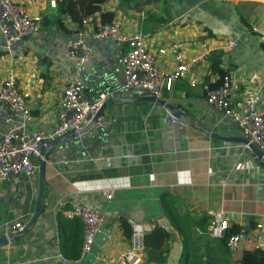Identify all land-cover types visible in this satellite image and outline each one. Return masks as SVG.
<instances>
[{"label":"crops","instance_id":"0c3cea01","mask_svg":"<svg viewBox=\"0 0 264 264\" xmlns=\"http://www.w3.org/2000/svg\"><path fill=\"white\" fill-rule=\"evenodd\" d=\"M13 1L24 7L38 30L12 52L0 53V87L7 74L13 73L31 116L19 131L48 134L56 124L61 93L73 72L63 57L67 36L57 19L71 35L90 33L93 25L86 23L78 30L67 14L58 13L59 0L54 8L51 0ZM240 2L264 6V0H103L94 14L96 20L108 13L124 34L145 33L146 50L160 69L171 72L175 68L174 43L196 62L185 78L162 91L160 100L165 104L137 100L129 92L122 95V102L106 106L100 113L104 119L101 133H95L86 157L67 162L62 151L46 148L41 211L31 228L38 171L29 177L10 175L0 180V237L13 223L26 225L11 243L0 246V264H60L64 251L73 254L76 248L68 241L77 238L81 244L83 227L62 212L76 202L103 215L92 250L83 258L85 264H111L129 249L130 237L124 235L122 222L131 229L140 225L145 234L167 227L170 239L164 264H238L244 251L264 250V156L259 161L244 148L235 122L205 101V89L221 84L219 74L210 67V57L221 51L233 109L242 110L258 93V108L264 113V49L259 45L264 19L261 16L258 25L251 23L252 7H247L254 33L249 32L233 9ZM204 46L209 51L206 56L202 55ZM90 47L92 58L83 66L84 73L92 75L96 56L115 59L112 75L122 84L120 48L106 47L99 39L90 41ZM86 89L94 98L92 89ZM174 113H180L178 132L161 123ZM6 118L7 111L0 106V142L12 127ZM34 162L38 169L39 160ZM109 188L113 197L107 200L102 191ZM217 213L227 219L225 233L236 227L242 235L235 250L226 246L228 254L221 245L223 239L209 236ZM144 254L143 264L145 248Z\"/></svg>","mask_w":264,"mask_h":264},{"label":"built area","instance_id":"2783aa9c","mask_svg":"<svg viewBox=\"0 0 264 264\" xmlns=\"http://www.w3.org/2000/svg\"><path fill=\"white\" fill-rule=\"evenodd\" d=\"M140 1V0H135ZM54 8L55 0L49 1ZM92 24L90 33L86 31L70 35L64 42L63 57L70 63L73 72L70 80L62 90L56 112V124L48 134L42 132L24 133L19 128L31 121L30 111L23 95L16 87L13 73L7 74L0 87V106L7 111V122L11 128L7 129L0 142V180L10 175L29 177L37 170L34 161L43 158L47 148L45 141H53L70 133H87L102 127L104 119L99 114L104 96L98 100L91 96L89 90L80 81L79 68L86 65L92 58L90 41L106 38L115 42L120 48V62L122 66V84L126 90L135 91L137 96L161 98L162 91H169L173 83L185 78L191 66L196 62L188 58L185 51L177 43L172 44L171 53L175 61V68L171 72L160 69L155 58L145 47L147 35L142 32L124 34L118 25L102 23L93 15L83 21ZM38 30L37 23L26 12L24 7L13 0H0V35L4 39L6 48L11 44L22 41ZM231 47L233 43H229ZM209 51L204 46L202 55ZM194 82L191 81V85ZM206 104L222 116L231 118L247 139L243 144L248 148L251 144L264 156V113L258 108V93L253 95L245 107L238 111L233 109L231 102V85L227 78L214 89H205ZM16 123V124H14ZM161 123L173 132H178L180 121L172 114L161 119ZM17 125V126H16ZM107 200L113 197V189L102 191ZM69 220H78L83 227V242L80 256L73 262L60 256V264H85L83 258L89 254L94 245L95 237L100 231L103 215L96 209L73 203L70 208L62 212ZM25 224L16 222L8 226L3 235L7 240L25 230ZM228 222L222 213H217L213 223L209 226V236L212 239H223ZM145 230L140 225L131 229L130 247L119 255L111 264H143L144 262ZM242 235L231 236L227 241V248L235 250ZM108 264V263H105Z\"/></svg>","mask_w":264,"mask_h":264},{"label":"water","instance_id":"95a60500","mask_svg":"<svg viewBox=\"0 0 264 264\" xmlns=\"http://www.w3.org/2000/svg\"><path fill=\"white\" fill-rule=\"evenodd\" d=\"M99 41L100 43H104L106 47H108L110 44L117 45L115 42L106 38H101L99 39ZM20 43L21 41L15 42L11 44V46L6 48L4 39L2 37L0 38V53L12 52L13 48L19 45ZM115 62H116L115 59L102 60L100 56H96L94 59V64L92 66L93 67L92 75H86L84 73L83 67H81V69L79 70L81 75L80 80L83 82L86 88L92 89L94 94V99L98 100L100 95L104 96V101H102L99 114L106 106L113 105L114 102L116 103L122 102L121 97L124 93L132 92L133 94H135V91L124 89L122 87V84H118L117 79L112 75V69L115 65ZM105 97H108V99L105 100ZM144 98L156 103L165 104L162 100H160V98H154L145 95L138 96L137 100H141ZM172 115L178 120H180L179 119L180 113H174ZM100 128L91 130L90 132L87 133H83V132L70 133L67 134L66 136H63L53 141H45V143L49 148H54L62 151L66 155L65 160L67 162L80 160L90 154V147L93 140L95 139V133L98 132L100 134L101 133V131L99 130ZM240 140L243 144L248 142L247 139L245 138H242ZM248 147L251 150V152L256 156L257 160L261 161L262 154L259 152V150L256 149V147L251 144H249ZM45 159H48V157L45 155V151H44L43 158L39 159V167L37 169L38 181H39L37 203L35 206L34 215L28 225V228H31L33 226V224L36 222L37 218L39 217L41 211V196H42V189L44 182ZM28 191L29 192L27 194V197L31 195L32 189H29ZM165 230L167 232H170L167 227H165ZM11 242H12V238L10 240H7L4 235L0 237V246H4L5 244H9Z\"/></svg>","mask_w":264,"mask_h":264},{"label":"trees","instance_id":"16d2710c","mask_svg":"<svg viewBox=\"0 0 264 264\" xmlns=\"http://www.w3.org/2000/svg\"><path fill=\"white\" fill-rule=\"evenodd\" d=\"M260 1V0H259ZM103 0H59L58 1V13L60 15L67 14L70 17V20L75 23L79 28L82 27L83 21L93 16L96 12L100 11V4ZM258 4H245L238 3L233 6L234 12L238 16L239 22L251 33H254L252 30L251 24L247 21L250 10L247 7H254ZM252 11V8H251ZM100 21L102 23H112V15L108 13H104L100 17ZM57 24L61 28L62 32L69 37L71 32L63 25L61 19H57ZM262 40L260 42V48L264 49V36H261ZM221 51H217L214 55L210 57V67L212 71L217 72L219 74L220 82H222L223 78L226 75V71L221 69ZM121 227L123 229L124 235L126 237H130L131 228L125 222L121 223ZM240 232L239 228L233 227L230 230L226 231L223 240L221 241V245L224 247V253L228 254V250L226 249L227 240L232 236L236 235ZM182 234V232L180 231ZM170 239L169 234L161 229L157 228L150 233L145 234L144 236V248L146 253V261L145 264H164L166 261V254L168 253V248L166 243ZM70 246L74 245L76 251L71 254V252H63V256L66 259L75 260L79 257L80 254V244L79 240L74 238L73 240L68 241ZM238 264H264V250L255 249L251 251H244L241 255V258Z\"/></svg>","mask_w":264,"mask_h":264},{"label":"rangeland","instance_id":"374dc122","mask_svg":"<svg viewBox=\"0 0 264 264\" xmlns=\"http://www.w3.org/2000/svg\"><path fill=\"white\" fill-rule=\"evenodd\" d=\"M261 16L264 19V6L256 5V6L252 7V12L250 13V16H249L251 23H254L255 25H258L259 23H261L260 22ZM122 86H123V84H122Z\"/></svg>","mask_w":264,"mask_h":264}]
</instances>
